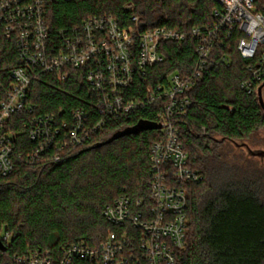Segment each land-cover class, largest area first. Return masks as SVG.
<instances>
[{
	"label": "trees",
	"instance_id": "trees-1",
	"mask_svg": "<svg viewBox=\"0 0 264 264\" xmlns=\"http://www.w3.org/2000/svg\"><path fill=\"white\" fill-rule=\"evenodd\" d=\"M128 4L145 27L165 25L180 32L212 24L217 6L213 0H55L50 26L53 31L70 28L94 15L126 19ZM196 45L192 37L183 44L163 43L166 61L149 69L148 84L138 79L132 92L165 83L174 72L189 74L196 64ZM235 45L236 38L218 50L216 55L229 56L230 64H208L187 93L192 103L188 115L177 122L190 166L203 177L188 187L190 226L178 264H264L263 172L251 162L240 165L230 158L236 155L232 145L248 143L264 128V111L255 93L240 88L249 73ZM19 65L10 43L1 42L0 80L5 85L9 72ZM30 100L37 115L62 112L69 119L77 108H84L93 121L100 119L81 70L64 83L49 74L40 76L32 83ZM160 107L108 119L88 145L65 153L60 162L50 156L35 165L21 161L20 156L35 152L36 143L16 127L15 168L8 176L0 174V236L3 230L10 234L6 250L0 249V264H16L14 256L36 251H50L61 259L63 249L72 244L98 247L117 231L104 217L107 205L123 195L150 204V153L159 140L158 130L109 141L141 120L157 121Z\"/></svg>",
	"mask_w": 264,
	"mask_h": 264
},
{
	"label": "built area",
	"instance_id": "built-area-1",
	"mask_svg": "<svg viewBox=\"0 0 264 264\" xmlns=\"http://www.w3.org/2000/svg\"><path fill=\"white\" fill-rule=\"evenodd\" d=\"M54 1L0 0V43H10L20 60L9 72L8 83L0 80V174L8 176L15 168L16 127L36 143L35 152L20 156L21 161L35 165L50 156L60 162L65 153L88 145L108 119L159 105L155 123L161 125L160 137L150 153V204L123 195L107 205L104 217L117 231L98 247L72 244L63 249L61 259L50 251H36L12 260L16 264H178L190 226L188 187L203 177L190 166L177 122L188 115L192 103L187 93L202 79L208 64H230L229 56L216 54L235 38L249 73L240 88L258 99L261 89L264 100V0H213L217 5L213 23L189 32L165 25L145 27L132 4L125 6L126 19L94 15L80 25L53 31L49 10ZM188 37L197 42L196 64L189 74L174 72L165 83L132 92L138 79L148 84L149 69L166 61L163 43L183 44ZM75 70L84 71L100 119L93 121L84 108H77L69 119L62 112L37 115L30 100L32 83L44 74L64 83ZM0 239L5 244L10 234L5 232Z\"/></svg>",
	"mask_w": 264,
	"mask_h": 264
},
{
	"label": "rangeland",
	"instance_id": "rangeland-1",
	"mask_svg": "<svg viewBox=\"0 0 264 264\" xmlns=\"http://www.w3.org/2000/svg\"><path fill=\"white\" fill-rule=\"evenodd\" d=\"M238 144H244L238 143ZM248 144L253 150H258V151H264V128L254 134L250 140H248ZM232 149L234 150L236 155L230 156V158H233L232 160H236L238 164L240 165H245V163H253L259 170L261 169L264 178V159L259 158V157H252L249 155L248 151L246 149H242L240 147L236 146V143L231 146ZM231 161V159H230ZM235 161V162H236ZM261 200L264 202V182H263V187L261 188V194H260ZM2 235H5V231H2Z\"/></svg>",
	"mask_w": 264,
	"mask_h": 264
},
{
	"label": "water",
	"instance_id": "water-1",
	"mask_svg": "<svg viewBox=\"0 0 264 264\" xmlns=\"http://www.w3.org/2000/svg\"><path fill=\"white\" fill-rule=\"evenodd\" d=\"M259 103H260L262 110L264 111V100L261 96V89L259 92ZM160 129H161V125L158 123L150 122V121H146V120H141L135 126L130 127L128 129L114 135L109 142H113L115 140H118V139L126 137V136L138 135L144 131H152V130H160ZM236 146L246 149L248 151L249 155L252 157H259V158L264 159V151H258V150L255 151L248 144H245V143L244 144L236 143ZM0 249L3 251L6 250V247L3 244V242L1 241V239H0Z\"/></svg>",
	"mask_w": 264,
	"mask_h": 264
}]
</instances>
